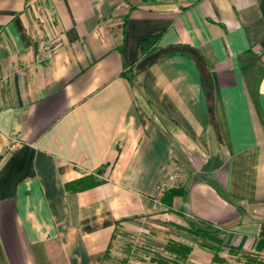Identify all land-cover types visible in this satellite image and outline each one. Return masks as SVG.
I'll list each match as a JSON object with an SVG mask.
<instances>
[{"label": "crops", "instance_id": "1", "mask_svg": "<svg viewBox=\"0 0 264 264\" xmlns=\"http://www.w3.org/2000/svg\"><path fill=\"white\" fill-rule=\"evenodd\" d=\"M224 238L264 258V0H0V264Z\"/></svg>", "mask_w": 264, "mask_h": 264}, {"label": "rangeland", "instance_id": "2", "mask_svg": "<svg viewBox=\"0 0 264 264\" xmlns=\"http://www.w3.org/2000/svg\"><path fill=\"white\" fill-rule=\"evenodd\" d=\"M212 232V231H211ZM213 235V234H212ZM223 242V243H222ZM221 244L224 245L221 248V252L219 256L215 258L214 264H264V258L262 257L261 253L257 249H244L241 246H232L231 242L228 241L226 238L222 240ZM134 243H130V246H133ZM167 248L169 251L161 250L155 252H149V256H151L152 264H155L156 261L160 260L161 256H168L174 257L172 253H174L173 246L170 244V240L166 241L164 248ZM141 248V252H144L145 255H142V258H145L147 255V251ZM132 250V247L130 251ZM133 253L131 254L133 258L138 253V249L132 250ZM143 253V254H144ZM139 254V253H138ZM144 256V257H143ZM134 260V259H133Z\"/></svg>", "mask_w": 264, "mask_h": 264}, {"label": "trees", "instance_id": "3", "mask_svg": "<svg viewBox=\"0 0 264 264\" xmlns=\"http://www.w3.org/2000/svg\"><path fill=\"white\" fill-rule=\"evenodd\" d=\"M211 231L212 230L192 227V233L195 235H199L203 238H206L207 236H212L213 232ZM170 244L171 246H173L174 253H172V255H174V257L161 256L160 260L156 261L155 264H184L185 263L186 258L192 251L191 246H188L182 242H179L173 239L170 240ZM164 250L169 251L166 247Z\"/></svg>", "mask_w": 264, "mask_h": 264}, {"label": "built area", "instance_id": "4", "mask_svg": "<svg viewBox=\"0 0 264 264\" xmlns=\"http://www.w3.org/2000/svg\"><path fill=\"white\" fill-rule=\"evenodd\" d=\"M16 146H17V144L12 145L11 149H14ZM160 191H161L160 196L154 199V204L156 206H158L160 204V200H161V198H162V196L164 194V189L161 188Z\"/></svg>", "mask_w": 264, "mask_h": 264}]
</instances>
